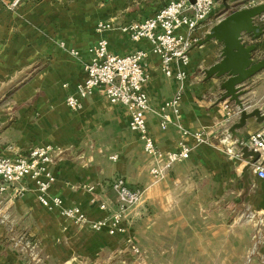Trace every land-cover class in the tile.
I'll return each instance as SVG.
<instances>
[{
    "label": "crops",
    "instance_id": "crops-1",
    "mask_svg": "<svg viewBox=\"0 0 264 264\" xmlns=\"http://www.w3.org/2000/svg\"><path fill=\"white\" fill-rule=\"evenodd\" d=\"M168 1L59 0L56 9L50 7L35 17L25 7L19 13L0 10L7 33L0 45V153H26L42 145L60 151L49 165L55 180L48 195L60 197L65 206L80 207L91 220L107 215V210L98 208L100 202L115 210L116 195L110 188L115 176L143 189L141 202L125 215V231L109 235L64 219L58 208L43 207L33 183L23 181L20 186L25 190L12 196L9 189L0 208V218L5 219L0 223V264H27L10 244V235L18 232L36 243L38 264H264V177L251 168L247 175L243 173L248 160L242 158L237 139L229 132L238 121V108L227 99L218 102L221 79L204 74L219 61L222 45L215 40L197 43L224 17L222 0L215 1L210 17L191 34L195 43L189 63L182 67L188 78L180 124L191 132H206L209 138L196 143L186 137L189 157L162 177L150 173L153 161L138 133L129 129L125 107L109 103L97 90L83 98L76 110L65 104L84 75V62L92 57L89 49L99 38L116 54L147 53L145 91L154 109L172 97L177 82L164 76L148 41H131L119 29L95 31L99 21L124 23L150 17ZM262 2L249 0L248 6L240 8ZM258 21L264 26V13ZM245 40L256 44L254 59H264V32L255 40ZM237 87L242 88L239 99L246 111L258 109L264 115V69ZM146 123L161 150L177 149L175 126L160 129L154 113ZM262 126L264 121L250 117L236 132L245 143ZM241 212L256 218L241 220ZM258 219L263 220L262 239L254 246ZM131 245L138 247L137 257L128 253Z\"/></svg>",
    "mask_w": 264,
    "mask_h": 264
},
{
    "label": "built area",
    "instance_id": "built-area-1",
    "mask_svg": "<svg viewBox=\"0 0 264 264\" xmlns=\"http://www.w3.org/2000/svg\"><path fill=\"white\" fill-rule=\"evenodd\" d=\"M215 1L169 0L153 15L142 20L124 23L108 20L96 23L97 33L119 29L126 33L131 41L144 39L150 43L151 52L160 59L164 76L177 82L174 95L164 100L157 109L151 106L145 91L149 80L145 63L147 53L142 50L124 55L110 52L104 38H99L89 49L92 57L88 62H84V75L76 85L75 92L65 98L67 107L76 110L83 98L97 90L103 93L109 103L125 107L129 113L128 127L138 133L144 152L153 161L150 173L155 177H162L172 165L189 157L191 147L186 143V137H192L196 143L207 142L209 138L206 132H191L180 124L184 82L188 78L182 67L189 63V53L195 43L191 34L210 17ZM181 29L185 31L184 34L179 33ZM59 45L64 46L62 43ZM68 52L78 56V52L73 49ZM152 113L158 117L160 129L165 130L170 125L176 127L179 135L176 150H161L149 135L146 118ZM244 144L257 153L258 158L250 168L258 177L263 178L264 126L252 132ZM59 154L60 151L49 145L36 146L26 153L15 155L0 153V208L7 201L9 189L12 196L20 195L25 190L20 184L30 180L40 204L47 209L58 208L64 219L92 231L105 230L109 235L123 233L125 227L122 223L125 215L141 202L143 189L132 188L123 177L115 176L110 182V188L116 195L115 210L109 211L107 204L100 202L98 208L107 210V215L91 220L80 207L65 206L60 197L48 195V190L55 180L49 165L54 163ZM91 189L92 187H89V190ZM90 201L95 203L96 199L91 198ZM249 216L256 218L251 214ZM4 220L1 217L0 223ZM261 224L263 220L258 219L253 235L254 246L262 239ZM9 240L11 246L24 255L27 264H38L41 261L36 252V243L26 233L11 234ZM128 253L137 257L139 249L136 245H131Z\"/></svg>",
    "mask_w": 264,
    "mask_h": 264
},
{
    "label": "water",
    "instance_id": "water-1",
    "mask_svg": "<svg viewBox=\"0 0 264 264\" xmlns=\"http://www.w3.org/2000/svg\"><path fill=\"white\" fill-rule=\"evenodd\" d=\"M228 1L222 0L226 12L224 17L212 25L197 43L201 45L215 40L222 45L219 61L206 69L204 74L206 78L214 76L221 79L219 89L223 93L219 95L218 102L227 99L238 108V121L231 125L229 132L236 137L242 158L248 160L243 169V173L247 175L258 155L248 149L236 130L243 128L250 117H255L257 122H263L264 115H261L258 109L246 111L243 101L239 99L243 94L242 88L237 86L264 69V59H254L256 44L245 40V37L255 40L263 34L264 26L259 23L258 17L264 13V2L251 7L235 8L234 5H229Z\"/></svg>",
    "mask_w": 264,
    "mask_h": 264
},
{
    "label": "rangeland",
    "instance_id": "rangeland-1",
    "mask_svg": "<svg viewBox=\"0 0 264 264\" xmlns=\"http://www.w3.org/2000/svg\"><path fill=\"white\" fill-rule=\"evenodd\" d=\"M62 1H73V0H60ZM249 0H239L233 5L235 8H240L242 6H248ZM59 0H0V10L5 9L6 11L18 12L19 8L25 7L31 12L33 17L43 14L45 10H49L50 7H54L52 10L56 9L55 6H58ZM48 7V9H46ZM19 13V12H18ZM6 17H0V45H3L7 39V33L3 30L4 22ZM33 27L38 28L36 25ZM239 218L241 220H253L254 218L250 217L248 213L241 212L239 213Z\"/></svg>",
    "mask_w": 264,
    "mask_h": 264
}]
</instances>
